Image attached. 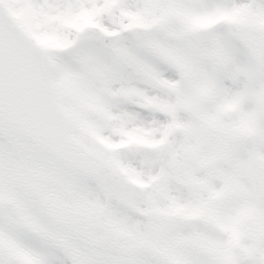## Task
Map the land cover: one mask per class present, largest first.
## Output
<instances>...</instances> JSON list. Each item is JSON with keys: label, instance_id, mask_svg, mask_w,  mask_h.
Returning <instances> with one entry per match:
<instances>
[{"label": "snow or ice", "instance_id": "1", "mask_svg": "<svg viewBox=\"0 0 264 264\" xmlns=\"http://www.w3.org/2000/svg\"><path fill=\"white\" fill-rule=\"evenodd\" d=\"M0 264H264V0H0Z\"/></svg>", "mask_w": 264, "mask_h": 264}]
</instances>
